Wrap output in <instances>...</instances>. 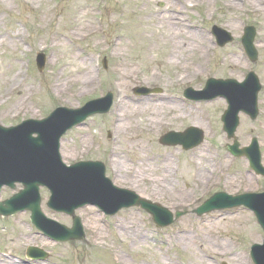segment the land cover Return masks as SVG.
<instances>
[{
  "label": "rangeland",
  "instance_id": "1",
  "mask_svg": "<svg viewBox=\"0 0 264 264\" xmlns=\"http://www.w3.org/2000/svg\"><path fill=\"white\" fill-rule=\"evenodd\" d=\"M174 9L184 25H192L195 33L205 36L206 53L200 50L170 56L172 42L163 34L167 30L161 26L160 17L171 16ZM78 26L90 32L71 39L69 36ZM214 26L228 32L233 41L224 47L217 46L211 34ZM246 26L254 27L257 32L255 63L248 60L241 45ZM8 32L19 34V38L7 37ZM1 40L0 125L8 127L27 119L40 120L57 107L78 109L111 92L113 106L109 113L88 118L62 138L61 157L71 155V158L62 157L63 162L66 165L79 161L101 162L114 186L132 191L173 214H184L172 225L157 228L151 217L139 208L105 216L97 208L85 206L74 213L81 219L85 237L67 243H54L43 236L30 223L29 212L0 217V259L11 258L17 264L27 260L38 264H201L198 262L201 258L207 264H234L233 260L241 256L253 264L249 248L261 242L262 232L251 213L236 208L198 217L192 212L216 192L235 196L264 189V178L255 176L244 158H234L226 151L225 146L232 141L222 131L220 118L227 108L225 101L219 98L209 102L190 101L183 98V91L187 88L200 91L209 78L241 81L248 72H254L262 86L258 96L259 114L255 121L240 114L235 138L240 148L256 138L264 166V0H0ZM37 53L45 56L41 72L36 67ZM82 60L93 71L95 82L84 94L71 97L75 81L69 79L80 78L72 71L83 67ZM103 60L106 69L102 66ZM189 62H200L191 71L195 75L183 82H174L173 75ZM129 71H134L131 78H128ZM18 72L23 85L8 91L9 83ZM57 78L62 85L58 92L53 87ZM139 87L162 92L138 96L133 90ZM121 96L145 100L149 106L172 97L178 103L177 108L182 109L175 119L164 114L159 116L161 124L154 129L145 127L146 115L137 117L136 122L130 120L128 129L120 133L115 126ZM23 98L28 111L10 109ZM190 126L203 133V141L196 148L183 151L181 147L159 143L163 134L182 132ZM136 145L144 150H136ZM113 148L120 152L126 166H141L140 162L159 166L148 179L159 180L161 169H165L162 162L169 159L171 193L158 197L140 195L134 186L123 183L126 178H116L108 158ZM201 150H207L210 156L204 158L210 177L207 182L204 180L202 190L195 192L198 185L195 165L200 159L196 157ZM20 189L18 185L15 190L2 188L0 202ZM183 192L189 194L188 201L184 200ZM40 197L42 213L70 228L71 217L46 208L49 193L41 189ZM91 220L104 232V239L98 244L94 242ZM127 225L141 230L145 236L142 242L133 244L121 232ZM183 235L193 237L192 242L180 243L178 238ZM28 247L39 248L49 257L45 261H33L25 255Z\"/></svg>",
  "mask_w": 264,
  "mask_h": 264
},
{
  "label": "water",
  "instance_id": "2",
  "mask_svg": "<svg viewBox=\"0 0 264 264\" xmlns=\"http://www.w3.org/2000/svg\"><path fill=\"white\" fill-rule=\"evenodd\" d=\"M214 33L223 34L218 29H214ZM224 36L225 40L220 43L221 46L231 41L229 34L224 32ZM253 39L254 30L248 28L242 43L249 58L254 62L257 54L252 44ZM44 61L43 55L37 56L39 70L43 68ZM207 86L214 90L209 99L220 96L227 100L228 109L222 116L223 131L228 139L234 138L240 111L249 115L251 119L256 117L255 98L259 90L257 78L250 73L242 84L232 80H209ZM137 91L141 94L148 93L146 89ZM185 96L192 98V91H186ZM193 98L199 100L203 97ZM111 104L112 95L107 94L105 98L89 102L79 110L58 108L44 120H27L13 128L0 126V189L3 186L14 189L16 183L24 187L18 194L0 203V216H11L28 210L31 213V222L52 240L62 242L80 240L84 234L78 218H74L73 227L67 229L45 218L41 213L38 189L46 187L51 194L47 207L57 212L72 215L75 209L89 204L97 206L106 214L113 215L122 208L140 206L153 216L159 227L168 226L173 222L172 214L165 208L142 200L133 192L114 188L105 178V169L101 163H77L71 167L62 164L59 155L60 138L67 130L79 125L87 117L107 113ZM201 141L202 133L190 128L183 134L169 133L161 138L160 143L178 144L184 149H190ZM227 150L236 157L245 154L251 168L254 171L260 169L255 141L248 149L242 151L238 150V144L234 141L233 146H227ZM261 198L255 195L231 197L220 193L213 196L195 213L202 215L212 210L240 205L256 211L255 204L264 202L259 200ZM260 209L262 213L260 223L264 228V207ZM180 216L181 214H176V218ZM28 255L41 259L46 257L44 252L35 248H29ZM251 257L255 264H264V243L262 246L251 247Z\"/></svg>",
  "mask_w": 264,
  "mask_h": 264
},
{
  "label": "bare ground",
  "instance_id": "3",
  "mask_svg": "<svg viewBox=\"0 0 264 264\" xmlns=\"http://www.w3.org/2000/svg\"><path fill=\"white\" fill-rule=\"evenodd\" d=\"M175 13H177V9H174L172 11V15L168 16L167 18L165 16L160 17V23L162 27H165L164 35L166 38L170 41L171 40V52L170 56L175 57L180 53L187 54L193 51L199 52L200 50H204V52H207L208 47L204 48V43L206 42L205 36H200L199 34L195 33V30H192L194 27L192 25L186 26L184 25V20L179 18ZM153 21H155V16L152 18ZM76 31L74 30L69 37L71 39H74L73 36L80 34V33H89L90 30H85V27L78 26L75 27ZM81 31V32H80ZM7 37H11L13 39H18L19 34H13L11 32H8L6 34ZM9 39V38H8ZM177 40V41H176ZM3 43V40L0 41V44ZM151 48L149 49V51ZM175 55V56H174ZM200 59L203 58L202 56L199 57ZM184 59V56L181 57V60ZM85 61L82 60L81 64L83 67H80L78 69H75L73 74L80 75V78H76L75 76L72 79H69L72 81H75L73 85L75 86V89L71 95V97L78 96L80 94H84L86 91L90 90L93 87V84L95 82L94 76L92 74L93 71L91 69L86 68L87 66L84 63ZM187 64V63H186ZM197 63L189 62L187 66H184L180 69V72L178 74L173 75L174 82H183L185 81L190 75L194 76L195 73L191 72L193 68H195V65ZM200 65V62L197 64ZM193 66V67H192ZM190 71V72H189ZM189 73V74H187ZM4 73H2L3 75ZM72 74V75H73ZM134 74V71L128 72V78H131ZM7 78H10L7 75ZM23 85V80H21V73L18 72L14 77L13 80L8 85V91H12L15 89H20ZM53 87L56 89V91L60 88H62L61 82H59L58 78L53 82ZM25 91V90H24ZM60 91V90H58ZM57 91V92H58ZM24 98L17 101V104L12 106L10 109H16L17 112H20V110H26L27 109L24 106ZM118 110H119V118L118 122L116 123L115 130H119L120 133H124L123 130L128 129V123L130 120L132 122H136L137 117L147 116L144 125L145 127H148L150 129H154L157 126L161 124L159 120V116L167 115V117L170 116L171 119H175L178 117V113L182 108H177L178 103L175 101L172 97L164 98L161 101H157V103L153 106H149L145 100H135L132 98H127L121 96L118 100ZM175 112V113H174ZM134 128H138V125L135 123H132ZM136 150H144V147L141 145L138 147L136 145ZM62 157L65 158H71L70 154L63 155ZM109 161L112 168L113 173L116 175V178H126V180L123 181V183H127L130 186H134L137 191H139L140 195H148L151 197H158L162 196L163 194L169 195L171 193V181H170V169L169 166H171L169 159H164L162 162V165L165 169L162 170V174L160 176L159 180L155 179H148L146 177H149L152 175L154 171H157V168L151 164H145L143 163L141 166L132 167V166H126L124 161H122L120 157V152L116 150V148H113L112 151L109 154ZM165 158H171L170 156H166ZM196 158H200L197 160V163L195 165V168L198 173V185L195 186V192L198 190H202L204 187V180L207 182L208 177H210V173L206 170V167L204 166L206 161L204 158H210L207 150H201L198 153V156ZM152 162V161H150ZM145 164V166H144ZM160 170V173H161ZM147 182V184H145ZM184 200L188 201L190 199L188 193H184ZM91 229L94 231L95 238L94 242L95 244H98L99 241H102L104 239V232L101 228H99L96 224V221L92 220L90 221ZM121 232L124 233L125 236H127L129 239L133 241V244L142 242L145 238L144 234L141 233V230L138 229V227L134 225H127L124 228H121ZM190 236V235H188ZM187 235L186 237L183 235L178 238V241L180 243L184 242H192L193 237L189 238ZM203 258L204 255H202ZM196 259V257H194ZM234 264H248L247 261L241 257L237 256L234 260ZM198 262L201 264H207V261H204L203 259H198ZM0 264H17L14 260L11 258L9 259H0ZM23 264H38L30 261H25Z\"/></svg>",
  "mask_w": 264,
  "mask_h": 264
},
{
  "label": "flooded vegetation",
  "instance_id": "4",
  "mask_svg": "<svg viewBox=\"0 0 264 264\" xmlns=\"http://www.w3.org/2000/svg\"><path fill=\"white\" fill-rule=\"evenodd\" d=\"M264 189H262L261 191H263Z\"/></svg>",
  "mask_w": 264,
  "mask_h": 264
}]
</instances>
